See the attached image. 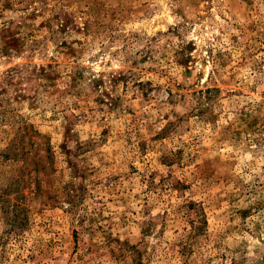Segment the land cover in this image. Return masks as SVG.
<instances>
[{
    "label": "rangeland",
    "instance_id": "1",
    "mask_svg": "<svg viewBox=\"0 0 264 264\" xmlns=\"http://www.w3.org/2000/svg\"><path fill=\"white\" fill-rule=\"evenodd\" d=\"M0 264H264V0H0Z\"/></svg>",
    "mask_w": 264,
    "mask_h": 264
}]
</instances>
